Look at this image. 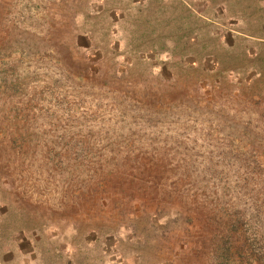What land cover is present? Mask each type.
<instances>
[{"label":"rangeland","instance_id":"obj_1","mask_svg":"<svg viewBox=\"0 0 264 264\" xmlns=\"http://www.w3.org/2000/svg\"><path fill=\"white\" fill-rule=\"evenodd\" d=\"M186 171L264 210V0H0V264H177Z\"/></svg>","mask_w":264,"mask_h":264},{"label":"trees","instance_id":"obj_2","mask_svg":"<svg viewBox=\"0 0 264 264\" xmlns=\"http://www.w3.org/2000/svg\"><path fill=\"white\" fill-rule=\"evenodd\" d=\"M251 169L255 170V165ZM139 173L141 182L138 181L135 185L152 189L148 192L155 196L156 190L159 191L156 189L159 184L146 186L152 176L142 169ZM182 175L184 174H180ZM112 176L119 178L116 172ZM187 178L189 182L178 176L174 182L165 181L162 186L173 189L171 194H175L173 198L166 195L164 201L168 213L165 214L162 210V214L167 217L165 223L175 226L172 232H176L177 264H264V210L260 212L255 207L253 196L242 191L229 195L228 188L221 190L219 195L217 192H210L208 185L203 191L202 180L198 179L195 172L188 171ZM126 179L129 184L132 183L129 177ZM226 184L225 181L224 185ZM141 203L144 204L145 201L141 200ZM260 203L264 205V198H261ZM135 209L145 214V224L155 227L163 223L160 222L162 220L157 207L152 211H147L142 205ZM137 217L136 212L129 215L130 220Z\"/></svg>","mask_w":264,"mask_h":264}]
</instances>
